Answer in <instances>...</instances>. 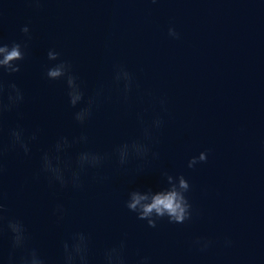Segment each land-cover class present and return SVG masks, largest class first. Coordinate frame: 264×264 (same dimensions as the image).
<instances>
[{"label": "water", "instance_id": "1", "mask_svg": "<svg viewBox=\"0 0 264 264\" xmlns=\"http://www.w3.org/2000/svg\"><path fill=\"white\" fill-rule=\"evenodd\" d=\"M32 39L15 77L25 92L20 121L39 126L30 158L6 150L0 156V203L5 216L24 220L33 240L55 255L70 230L89 231L97 245L127 234L129 254L150 264H264V2L261 0H2L0 40ZM172 26L178 39L167 35ZM55 48L71 63L86 94L106 90L91 119L76 125L62 81L43 77L46 52ZM133 73L139 88L121 102L112 85L114 65ZM8 79V77H5ZM150 92L144 103L137 96ZM152 97H165L167 114L157 134L159 159L143 172H121L107 162L85 178L82 190L59 189L34 179L39 151L57 134L85 131L90 147L110 150L139 134L135 113ZM159 112L152 103L146 113ZM15 113L0 117V146ZM207 150L192 169L190 156ZM161 170L182 173L190 184L191 218L149 228L123 207L127 191L164 186ZM61 205L63 216L53 214ZM207 237L204 251L192 246ZM231 241L224 246V239ZM7 241L0 238V251Z\"/></svg>", "mask_w": 264, "mask_h": 264}, {"label": "clouds", "instance_id": "2", "mask_svg": "<svg viewBox=\"0 0 264 264\" xmlns=\"http://www.w3.org/2000/svg\"><path fill=\"white\" fill-rule=\"evenodd\" d=\"M2 2V0H0ZM40 0H33L39 6ZM264 2V0H261ZM157 3V0H151ZM23 39L10 42L0 40V117L6 113H15L17 123L7 129V148L0 146V156L6 150L15 151L25 158H30L33 147L39 142L41 129L23 126L20 121L24 114L20 111L25 103V92L16 82L22 62L27 55L28 41L32 39L28 24L19 29ZM167 35L178 39L179 33L169 26ZM47 66L43 77L48 81H62L65 88L67 105L73 109L71 118L76 125L83 127L93 115L101 99H107L106 90L99 85L90 94H86L78 76L74 73L69 61L61 59V53L55 48L46 52ZM8 77V79H5ZM112 85L116 88L121 102L129 103L130 94L139 88L136 79L124 65H114ZM145 92L137 96V102L144 103ZM152 103L159 105V112H152L150 118L146 113ZM165 97H152L148 107L135 113L139 134L129 137L111 146L108 151L90 147V138L85 131L77 134H57L38 154V167L34 179L43 178L49 186L59 189L82 190L85 178L102 183L107 177L98 175V171L107 162H112L121 172H143L152 162L159 159L160 153L155 150L157 134L164 126L162 114H167ZM207 159V150L190 156L186 167L194 168ZM2 170V169H0ZM164 186L158 190L146 188L127 191L123 207L143 221L149 228H155L158 222L167 220L170 224H183L191 218V203L188 198L190 184L182 173L170 174L161 170ZM5 207L0 203V238L6 239V251H0V264H150V257L135 253L134 262L128 248L127 234L106 244L97 245L92 234L87 230H70L60 239L55 255L37 244L23 219L16 216H5ZM53 214L63 216V208L57 205ZM224 246L231 241L225 238ZM212 244L207 237H196L192 246L204 251Z\"/></svg>", "mask_w": 264, "mask_h": 264}]
</instances>
